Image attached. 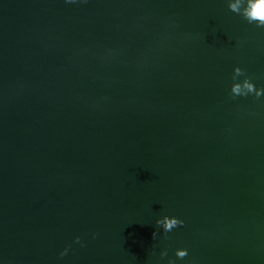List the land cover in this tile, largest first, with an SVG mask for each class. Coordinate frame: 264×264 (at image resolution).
I'll use <instances>...</instances> for the list:
<instances>
[{"label":"water","instance_id":"obj_1","mask_svg":"<svg viewBox=\"0 0 264 264\" xmlns=\"http://www.w3.org/2000/svg\"><path fill=\"white\" fill-rule=\"evenodd\" d=\"M234 66L264 87L226 0H0V260L264 264V94Z\"/></svg>","mask_w":264,"mask_h":264},{"label":"clouds","instance_id":"obj_2","mask_svg":"<svg viewBox=\"0 0 264 264\" xmlns=\"http://www.w3.org/2000/svg\"><path fill=\"white\" fill-rule=\"evenodd\" d=\"M227 7L232 12L239 13L248 23L255 22L256 27H264V0H226ZM232 84L230 86V92L233 96H245L247 94L254 93L255 97H260L264 94V87L255 86L254 83L245 77L242 81H237L236 77L242 74L243 69L239 66L233 67ZM155 224L161 229V233H168L177 226H182L184 221L176 216L161 215L155 220ZM95 237V233L92 234ZM153 239L156 237V232L152 233ZM75 242H81L79 235L74 237ZM82 244V242H81ZM68 251V247H65L59 252V256L63 257ZM188 250L186 248H176L174 255L176 258H183L187 255ZM160 257L167 255V250H161ZM0 264H4L3 260H0ZM167 264H176L175 260L171 257L168 258Z\"/></svg>","mask_w":264,"mask_h":264}]
</instances>
